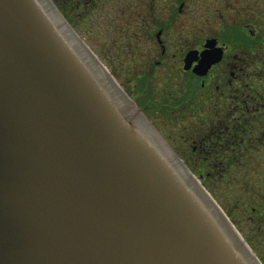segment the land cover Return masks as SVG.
Listing matches in <instances>:
<instances>
[{
    "label": "water",
    "instance_id": "obj_1",
    "mask_svg": "<svg viewBox=\"0 0 264 264\" xmlns=\"http://www.w3.org/2000/svg\"><path fill=\"white\" fill-rule=\"evenodd\" d=\"M0 264H261L52 0H0Z\"/></svg>",
    "mask_w": 264,
    "mask_h": 264
},
{
    "label": "flooded vegetation",
    "instance_id": "obj_2",
    "mask_svg": "<svg viewBox=\"0 0 264 264\" xmlns=\"http://www.w3.org/2000/svg\"><path fill=\"white\" fill-rule=\"evenodd\" d=\"M72 2L94 28L122 30L136 58L123 90L193 175L204 170V187L258 179L235 226L264 239V0ZM164 108L183 125L176 145L154 126ZM246 243L264 264V245Z\"/></svg>",
    "mask_w": 264,
    "mask_h": 264
},
{
    "label": "rangeland",
    "instance_id": "obj_3",
    "mask_svg": "<svg viewBox=\"0 0 264 264\" xmlns=\"http://www.w3.org/2000/svg\"><path fill=\"white\" fill-rule=\"evenodd\" d=\"M57 2L65 11V19L70 23L77 35L83 40L93 54L99 58L122 87V80H125L128 76L127 69L131 68L130 66L134 65V62L136 61V58L126 49V40L121 37L122 30L115 29L114 31H111L109 26L101 27L99 25H96V28H94L90 22V12L84 11L83 7H74L72 0H57ZM168 111L171 112V109L164 108L162 110L164 114L160 115L161 120L158 117V119L155 120V123L153 122L154 126L163 136L169 135L171 140L177 138L175 142L181 141L183 138L181 137L182 133L179 127L183 125L174 124V121H172V115H170ZM172 142L175 144L173 140ZM193 173L199 180H202L205 175L204 170L200 168L194 170ZM248 179V181H254L256 184L254 185L250 182L255 187L252 190L247 187H242V184L238 182L230 184L235 188H228L223 182L213 184L210 183V180H206L207 185L205 186V189L211 193V196L223 209L234 226L236 219L242 217V215L244 216V214L239 215L237 213L239 208H236L235 204H239L242 207L245 205V207L249 208L248 206L252 205L251 202L256 200L254 191L257 190L256 186H260V183H258V179ZM235 228L239 231L245 241L248 240L250 245H253V243L256 246L260 243L261 245H264V239L262 236H259L260 234L255 235L256 233L253 232L249 235H245L239 230V228L236 226Z\"/></svg>",
    "mask_w": 264,
    "mask_h": 264
},
{
    "label": "trees",
    "instance_id": "obj_4",
    "mask_svg": "<svg viewBox=\"0 0 264 264\" xmlns=\"http://www.w3.org/2000/svg\"><path fill=\"white\" fill-rule=\"evenodd\" d=\"M53 1H54V3L56 4V6L58 7V9L61 11V13L65 16L66 13H65V11L62 9V7L58 4L57 0H53Z\"/></svg>",
    "mask_w": 264,
    "mask_h": 264
}]
</instances>
